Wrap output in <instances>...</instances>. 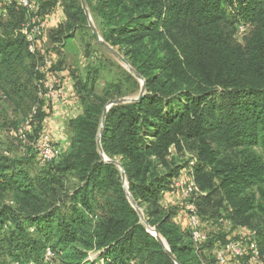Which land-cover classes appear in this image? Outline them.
Returning <instances> with one entry per match:
<instances>
[{
	"label": "trees",
	"instance_id": "trees-1",
	"mask_svg": "<svg viewBox=\"0 0 264 264\" xmlns=\"http://www.w3.org/2000/svg\"><path fill=\"white\" fill-rule=\"evenodd\" d=\"M59 1L66 21L50 39L63 45L87 16L81 0H49L42 13ZM86 2L101 19V38L125 48L126 60L145 81L144 98L112 107L101 135L105 156H118L123 169L98 149L106 102L91 100L97 70L88 69L85 79L73 72L82 113L69 121V150L42 166L40 187L23 168L36 160V150L27 147L21 159L0 152V264H175L142 223L122 174L134 200L155 209L148 224L179 264H216L203 253L212 242L195 248L189 230L173 223L174 214L151 223L163 212L160 197L186 167L188 152L197 160L198 193L205 194L196 202L200 215L207 205L218 217L212 200L219 196L228 217L251 229L264 252V0ZM6 9L7 18L0 17V85L14 103L37 98L28 136L36 142L50 110L39 97L43 76L36 67L42 58L28 52L18 33L26 12L15 4ZM236 24L254 29L244 46L232 43L228 28ZM67 174L78 177L75 191L64 184ZM10 192L16 196L8 202ZM48 248L54 253L49 260Z\"/></svg>",
	"mask_w": 264,
	"mask_h": 264
},
{
	"label": "rangeland",
	"instance_id": "rangeland-1",
	"mask_svg": "<svg viewBox=\"0 0 264 264\" xmlns=\"http://www.w3.org/2000/svg\"><path fill=\"white\" fill-rule=\"evenodd\" d=\"M94 3H96V1H94ZM88 12L90 15V19H88L87 17V22L85 23L83 28H81V30L76 31L73 34L74 37L72 39L66 41V49L69 51V56H68V61L65 63L67 64V66L71 68L72 74L74 72V77H78V78L80 77L85 79L87 72H89L88 69H90L92 72L97 70L96 78L94 81L95 83L93 84L94 86L91 88L92 91L91 100L93 102H98V100L105 101L107 106V104L110 101L117 100L120 98L137 99L141 93L143 86H145V81L143 85V83L139 81L123 63H121L114 55H112L97 41L91 27L93 26L94 28H96L100 36L103 38L102 22L99 17H97L92 11L89 10V8H88ZM238 25L240 24H236L232 27H229L228 32L231 34V40L234 45L244 46L247 43V41L252 37L254 33V29L250 27L248 29L247 36L240 37L237 35ZM114 48L118 50L122 55H124L125 58L127 57L125 56L126 50L121 45L116 46ZM133 78L137 81L138 84L133 80ZM4 87L6 88V90H9V87H7L6 85H4ZM116 88L119 89V91H117ZM3 92L4 91L2 90V87L0 85V152L5 155L8 154V156H10V158L12 159H21L23 158V153L28 146H25L20 142V140L16 136V133L18 127L21 124H23V122H25L27 119H29V115H31L32 113L31 108L32 107L34 108L33 103L35 100H37V98L30 96L28 97V101L22 100L21 102L14 103L13 101H10L6 97V94H4ZM145 93H146V87H145ZM80 106L81 107L78 108L79 111L74 112V115L78 116L82 113V105L80 104ZM50 113H51V109L49 110V115ZM76 116L72 118H75ZM67 135L69 136L70 134ZM71 139H72V135H70L68 138L69 147L71 144ZM216 142L217 140H213L214 147H217ZM69 147L65 149V152L69 150ZM184 160L187 161L185 165L186 170L180 172V174L174 180L171 181L169 185V189L166 191L168 193H171V195L178 194L179 197L182 199V203H183V198L180 195L179 191L177 190L178 188H177L176 180L180 176L186 181L190 177H193L194 166L190 167V163L192 161H195V164L197 163L196 156L193 152H188ZM105 161L117 162L121 165L120 158L118 156H114L113 158L107 156ZM42 166H45V164H43L40 161V158L38 157L37 154L36 160L32 161V163H30L29 166L25 164L23 167L24 169L32 173L31 176L33 177L35 176V181H36L34 186L35 189H38L40 187L39 181L37 182L36 177L39 178L40 180L44 178L42 176L44 174L43 171L44 169L42 168ZM116 166L120 168L118 165ZM190 168H192L191 171ZM122 179H123V174H122ZM122 183L124 184V189L126 193L129 195L128 199L130 201H133L136 210L139 211L138 212L139 215H142L145 218V221L147 223V225H145L146 228L148 229L149 227L160 234V232L154 226L148 224V220H147V214H149V212L155 209H152L150 205L146 204L143 201L134 200L129 190V183L127 179H126V183H124L123 180ZM64 184L68 187L67 189H71V191H75L74 189L77 186H79L77 175L67 174L65 176ZM14 196L16 195L10 192L8 194V202H10V200H14ZM199 198H200L199 196L198 197L196 196V202H198ZM213 200H214V204H213ZM213 200H212V205L213 206L215 205L213 207V211L219 213V216L211 217L210 214L212 209H209L210 206L208 208L207 205H204L202 207V212L203 211L204 212L201 213L202 224H206V226L215 228L214 230H212V228L209 229L210 231L209 235L211 237L209 243L210 242H212V244L220 243L221 245H223L228 241H236V242H244V243L248 242L247 240L249 239H255L257 241V236L251 229L244 227V231L246 233L240 232L241 231L240 228L243 227H240L235 223L233 219L228 217L229 215L225 211V208L220 204L219 196H216ZM11 205H13V203H11ZM180 207H182V205ZM162 209L164 213L163 212L158 213L152 217L151 223H153L154 225H156L160 220H162L164 214L166 213H172L176 215V210H178V207L175 206L169 207L167 205H163ZM183 212L184 214H186L184 209ZM29 230L31 233H34L35 231L33 227H30ZM161 237L164 239L163 236ZM48 249L46 250V253ZM259 249L261 251L262 261L264 263V252H262L260 246ZM206 254L208 255L209 252H206ZM97 255L98 254L95 252L91 253L90 259L95 261ZM209 256L216 263V260L214 258L215 255L212 254ZM232 263H235V260H233ZM242 264H248V263L244 261V263Z\"/></svg>",
	"mask_w": 264,
	"mask_h": 264
},
{
	"label": "built area",
	"instance_id": "built-area-1",
	"mask_svg": "<svg viewBox=\"0 0 264 264\" xmlns=\"http://www.w3.org/2000/svg\"><path fill=\"white\" fill-rule=\"evenodd\" d=\"M7 4H15L26 12L27 21L21 26L20 33L24 36L25 42L31 53H36L37 44L45 36L49 28L51 13L37 17V6L33 0H4ZM3 16L7 15V11L2 12ZM249 25L240 24L237 27V35L240 37L247 36ZM36 71L43 78L39 82V97L44 100L47 106L52 109L56 104L61 102L66 94L63 86L59 82L60 71L56 69L55 56L51 53L42 57L41 63L36 67ZM36 113V108L33 114ZM33 131L32 116L21 124L17 130L16 136L22 144L32 147L37 151L38 157L43 164L50 163L59 158L62 150L53 143L52 135L49 129H44L36 142L29 140V134ZM195 165V161L190 163V167ZM192 168H190V171ZM177 190L183 198L182 209H184L188 217V228L193 246L200 249L210 240V235L202 228V218L196 204V196L198 197V187L194 177H190L187 181L181 176L176 180ZM248 242L228 241L223 245H219L214 258L216 264H242L246 261L248 264H264L262 254L255 239H249ZM54 257L51 249L46 253V259ZM235 260V263L232 261ZM13 264H20L14 262Z\"/></svg>",
	"mask_w": 264,
	"mask_h": 264
},
{
	"label": "crops",
	"instance_id": "crops-1",
	"mask_svg": "<svg viewBox=\"0 0 264 264\" xmlns=\"http://www.w3.org/2000/svg\"><path fill=\"white\" fill-rule=\"evenodd\" d=\"M49 0H33V2L37 6L36 15L37 17L44 16L46 14H43L42 12V5L43 3L47 2ZM9 4H7L4 0H0V17L5 19L6 16L2 15V12L4 10L7 11L6 7H8ZM62 5L59 1V3L56 5L55 8H53L51 11V19L48 31L46 33V36L37 44V51L36 53H31L28 49V52L36 57L37 59L42 58L46 54H53L55 56V62L56 66H58V63L62 61V66L60 71V77L59 82L63 86V89L65 91V98L56 104L52 109L51 113L49 115V110L46 109V112L48 113V116L46 117L44 123H43V130L49 129L52 138L53 143L58 147L60 150L65 151L69 147V136L71 134V130L69 127V121L72 117L76 116L74 115V112H78V108H80V102L77 98V92L75 89V80L72 74V70L65 62L68 61L69 51L66 49V41L63 45H58L56 43L51 42L50 39V32L53 30H56L59 28V26L66 21V16L63 13V9L61 8ZM27 21V18L23 21L22 25ZM21 25V26H22ZM20 26V28H21ZM21 37L24 39V36L18 32ZM25 40V39H24ZM28 46V45H27ZM64 55V57H63ZM61 63V62H60ZM42 130V131H43ZM67 134H70L69 136ZM186 169L182 170L181 172L185 171ZM205 196L204 193L199 192L198 196ZM162 198V199H161ZM160 204L161 206L167 205L169 207L175 206L178 207V210H176V215H174L172 221L174 224H176L180 229L188 231V217L186 214H184L182 207V199L179 197L178 194H172L168 192H164L160 197ZM202 228L207 232L210 233L209 229L212 228L214 230V227L206 226V224H202ZM241 233H246L244 231V227L240 228ZM220 243L213 244L211 250H203V253L206 254V252H209L208 255H212L216 253V250ZM203 248V247H201Z\"/></svg>",
	"mask_w": 264,
	"mask_h": 264
},
{
	"label": "water",
	"instance_id": "water-1",
	"mask_svg": "<svg viewBox=\"0 0 264 264\" xmlns=\"http://www.w3.org/2000/svg\"><path fill=\"white\" fill-rule=\"evenodd\" d=\"M81 3H82V7L84 9V11L86 12V16L88 17V19H90V15H89V12H88V8H87V3H86V0H81ZM92 28V31H93V34L94 36L96 37L97 41L106 49L108 50L112 55H114L121 63H123L133 74L134 76L143 83L144 85V79L143 77L138 74L129 64V62L126 60V58L118 51L116 50L114 47H112L111 45H109L108 43H106L100 36L99 32L96 30V28H94L93 26L91 27ZM145 96V86H143L142 90H141V93L139 95V97L137 99H129V98H120V99H117V100H112L110 101L105 110H104V114H103V120H102V128L100 129V132H99V138H98V149H99V152L101 154V156L103 157L104 160H106V157H105V154H104V151H103V148L101 146V135L104 131V124H105V120H106V117H107V114L109 112V110L114 107V106H118V105H123V104H127V103H130V102H135V101H141ZM113 164H116L118 165L121 169H122V166L117 163V162H111ZM123 182L126 183V176L125 174H123ZM128 195V194H127ZM129 197V195H128ZM131 204L133 205V207L136 209L135 207V204L133 203V201H130ZM137 211V210H136ZM139 212V211H137ZM139 214V213H138ZM141 214V213H140ZM140 218H141V221L143 224L147 225L146 221H145V218L140 215ZM148 232H150L152 234V236H154L161 244L162 246L164 247L165 251L167 252V254L170 256V258L173 260V262L175 264H179L178 260L176 259V257L172 254V252L170 251V248L167 244V242L160 236V234L149 228L148 227Z\"/></svg>",
	"mask_w": 264,
	"mask_h": 264
}]
</instances>
